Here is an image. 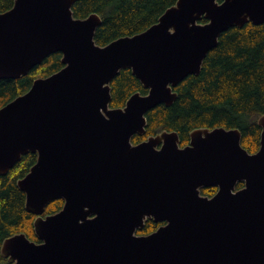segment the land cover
Here are the masks:
<instances>
[{
  "label": "water",
  "instance_id": "obj_1",
  "mask_svg": "<svg viewBox=\"0 0 264 264\" xmlns=\"http://www.w3.org/2000/svg\"><path fill=\"white\" fill-rule=\"evenodd\" d=\"M77 1L15 0L0 13V79L56 52L64 64L0 108V175L38 154L17 184L39 241L7 237L3 264H264V114L253 153L238 128L223 126L194 129L183 148L175 131L131 142L148 111L172 105L174 88L200 73L223 32L264 23V0H177L104 46L95 41L101 16L75 17ZM127 68L148 93L113 108L111 82ZM213 185L212 197L200 193ZM59 198L63 208L44 216ZM148 218L165 223L138 234Z\"/></svg>",
  "mask_w": 264,
  "mask_h": 264
},
{
  "label": "trees",
  "instance_id": "obj_2",
  "mask_svg": "<svg viewBox=\"0 0 264 264\" xmlns=\"http://www.w3.org/2000/svg\"><path fill=\"white\" fill-rule=\"evenodd\" d=\"M177 0H78L73 6L74 16L85 18L92 13L102 22L95 33V41L106 45L127 35L142 32ZM15 0H0V13L10 9ZM206 22V19L202 20ZM62 54L56 52L41 64L17 79H0V108L25 93L39 77L60 70ZM113 108L124 107L135 92H147L131 69H122L111 82ZM178 98L167 106L159 104L147 113V132L177 130L181 140H190V133L202 127L238 128L241 143L249 152L260 146L262 128L258 118L264 114V23L249 22L232 27L219 37L218 45L207 54L199 74L188 75L175 88ZM38 154L29 152L9 170L0 175V264L8 261L1 252L3 241L14 234L26 233L39 241L35 230L36 215L26 209V194L17 182L37 162ZM239 184V187H242ZM208 196L216 188L204 190ZM64 199L51 201L44 216L60 211ZM157 229L152 220L137 233L145 235Z\"/></svg>",
  "mask_w": 264,
  "mask_h": 264
},
{
  "label": "flooded vegetation",
  "instance_id": "obj_3",
  "mask_svg": "<svg viewBox=\"0 0 264 264\" xmlns=\"http://www.w3.org/2000/svg\"><path fill=\"white\" fill-rule=\"evenodd\" d=\"M144 89H146V88H144ZM174 90H175V89H174ZM146 91H147V92H145V93H143V92H141V93H142V94H147V93H148V89H146ZM261 128H262V127H261ZM212 129H213V128H212ZM163 131H169V132H173V131H175V132H177L178 135H179V138H180L179 145H180L182 148L190 144L191 137H190L189 142L184 143V142L181 140V136H180V134H179V132H178L177 130H167V129H165V130H162V131L157 132V133H155V134H149V133L147 132V127H145V132H143V133H135V134L132 136V138H131V142L133 143V145L141 144L142 142L147 141L150 137H156L159 133H161V132H163ZM190 134H191V133H190ZM261 135H262V132H261ZM163 145H164V141H161V142H160L155 148L158 149V150H160V149L163 147ZM260 146H261V139H260ZM260 146H259V148H260ZM258 150H259V149H258ZM258 150H257V151H258ZM252 153H253V152H252ZM239 184H242V185L244 186V183H243V182H241V183H239ZM239 184H238V188H241V187H239ZM243 186H242V187H243ZM206 188H216V192H215L213 195H215V194L217 193V191L219 190V186H215V185H213V186H204V187H201V188H200V193H201L202 195L208 196V194H206V192L204 191ZM213 195H211L210 197H212ZM148 220H152V221L155 223V225H157V228H158L159 226H161L162 224L165 223L164 221H159V222H157V221H155L154 218H148L146 221H148ZM145 224H146V222H145ZM144 226H145V225H144ZM141 229H142V228H141ZM139 230H140V229H138V231H139ZM138 231H137V232H138ZM138 234H139V233H138Z\"/></svg>",
  "mask_w": 264,
  "mask_h": 264
}]
</instances>
